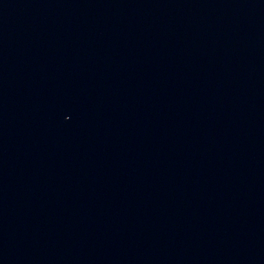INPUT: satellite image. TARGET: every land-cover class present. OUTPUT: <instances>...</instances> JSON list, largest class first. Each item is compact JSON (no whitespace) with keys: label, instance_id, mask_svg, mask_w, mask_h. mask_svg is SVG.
Masks as SVG:
<instances>
[{"label":"water","instance_id":"95a60500","mask_svg":"<svg viewBox=\"0 0 264 264\" xmlns=\"http://www.w3.org/2000/svg\"><path fill=\"white\" fill-rule=\"evenodd\" d=\"M0 264H264V0H0Z\"/></svg>","mask_w":264,"mask_h":264}]
</instances>
